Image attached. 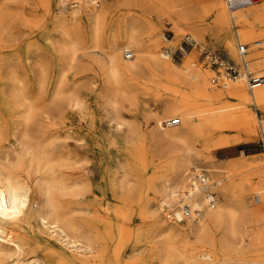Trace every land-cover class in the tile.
Listing matches in <instances>:
<instances>
[{
    "label": "bare ground",
    "instance_id": "bare-ground-1",
    "mask_svg": "<svg viewBox=\"0 0 264 264\" xmlns=\"http://www.w3.org/2000/svg\"><path fill=\"white\" fill-rule=\"evenodd\" d=\"M20 1L25 6L48 7L50 3L0 0V31L6 15H12ZM98 1L81 0L80 7L69 9L67 0H59L57 18L77 22L87 17L96 35L104 16ZM101 1L103 8L109 4V0ZM134 1L147 10L164 11L179 0ZM72 2L79 4V0ZM200 2L206 3L201 14L198 9L187 7L172 17L176 34L184 31L183 22L192 23V30L211 33L227 55L246 70L262 73L264 0L243 1L232 8L228 0L195 3ZM232 27H236L238 47L249 46L244 56L235 50ZM157 32L153 24L148 28L147 39L140 45L144 55L134 59L120 55L137 40L132 33L124 44L118 41L119 37L110 41L107 53L112 73L104 88L108 113L112 115L108 122L117 134L124 131L126 121L116 106L123 75L141 74L145 69L168 75L175 82L176 92L169 97L171 106L165 116L178 117L180 122L164 127L158 137L180 144L172 147L177 153L173 157L148 160L142 167L129 162L117 165L109 154L103 155L97 135L90 136L92 132L68 125V114L74 110L82 112L88 106L89 95L99 89L94 82L69 88L66 95L65 89L54 84L51 70H44L39 74L40 88L0 84V109L6 111L14 106L22 113L19 145L13 152L0 150V264L264 261V159L233 163L226 177L235 180L223 186L216 178L220 168L212 156L194 151L189 142V137L197 133L204 141L210 135L208 140L213 145L225 146L248 137L222 131L240 129L242 133L254 134L256 116H264V84L251 88L243 76L223 82L219 78L216 82L217 77L209 76L214 68L192 60L199 54L196 48L184 53L183 68L164 48L160 49ZM255 37L259 39L254 43ZM163 40L164 47L173 41L165 40L164 34ZM257 41L262 44L257 46ZM64 65L61 58L57 60L58 68ZM7 73L11 79V72ZM3 75L0 71V81ZM203 101L211 106L198 107ZM162 118L157 116V125L162 124ZM259 123L264 139V124L262 120ZM57 139L62 141L56 142ZM71 141L75 142V149L70 147ZM198 162L210 164L206 172L197 167ZM191 166L195 168L190 173ZM161 167L163 172L156 170ZM253 192H257L256 200L262 198L261 202H249ZM161 205L170 210L175 222L161 214Z\"/></svg>",
    "mask_w": 264,
    "mask_h": 264
},
{
    "label": "rangeland",
    "instance_id": "rangeland-1",
    "mask_svg": "<svg viewBox=\"0 0 264 264\" xmlns=\"http://www.w3.org/2000/svg\"><path fill=\"white\" fill-rule=\"evenodd\" d=\"M72 1L67 0L69 9L80 7L81 0L78 5ZM195 2L196 0H179L175 6L164 11H154L145 9L134 0H109V4L103 8L102 1L99 0V8L103 10L104 16L100 21L98 33L94 35L93 25L87 17H83L77 22L60 21L57 18L59 0H50L48 7L25 6L20 1L15 6L13 14L6 15L2 22L0 71L4 72V75L0 84L9 83L23 89L40 88L42 84L39 74L44 70H48V72L51 70V74L54 75V84L65 89L64 94L66 95L69 94V88L79 85L89 86L94 82L96 86H99V89L89 95L88 106L82 112L74 110L73 113L68 114V125L82 132H92L90 136L97 135V140H100L103 145L101 147L103 155L105 152L109 154L117 165L129 162L137 167H142L148 160H163L169 156H176L177 153L172 151V147H177L180 144L161 141L158 137L160 130L169 126L163 122L169 118L165 114L171 106L169 97L176 92V86L168 75L158 70L151 72L145 69L141 74L130 72L121 77V90L116 99V106L122 113L126 124L124 131L120 134H117L114 128H109L108 120L112 115L108 113L110 109L106 105L109 100L105 96L104 88L110 80L112 69L107 52L110 41L119 37L118 41L124 44L130 41L129 34L132 33L137 37V40L131 42L124 51L121 50L120 55L127 59L141 57L144 53L141 51L140 45L147 39L148 28L153 24L160 36V49L162 50L165 45L163 34L166 33L170 36L173 39L172 44L176 47L184 35L190 33L199 39L203 47L216 50L229 62L238 66L237 61L227 55L223 45L216 37L209 32L196 33L192 30L194 28L192 23L183 22L184 31L179 35L176 34L172 17L180 14L187 7L192 10L198 9L201 14L206 3ZM235 28L232 27V33L235 50L239 53ZM121 35L124 36L120 37ZM258 39L255 37L253 42ZM198 52L199 54H196L197 56L192 60L200 66L204 64L205 67L214 68L209 76L217 77L218 80L220 78L223 82L221 68L211 66L202 52L199 50ZM130 55L131 57H129ZM171 57L175 63L185 67L184 54L174 52ZM60 58L65 63L63 68L57 67V60ZM9 71L11 79L7 73ZM189 72H192L191 67H189ZM210 106V103L203 101L198 107ZM17 111L20 110L14 106L6 111L0 109V150L7 149L13 152L20 143L22 124L19 119L22 113ZM157 116L163 117L161 125L156 123ZM260 120L264 124V116L261 113L256 116V132L254 134L242 133L240 129L222 131L241 133L248 137L244 141L230 145H213L211 140H208L211 139L210 135L206 141L202 135L197 133L189 137L194 151H200L205 156H212L213 163L220 168L216 178L220 179L221 185L226 186L234 182V177H226V174L230 173L233 163L240 159H264V139ZM219 133L221 131L215 135H219ZM109 134H112L111 138H109ZM60 141L62 139L56 140V142ZM71 142L70 147L75 149V142ZM209 166V163H197V167L204 170ZM194 168L191 166L189 172L191 173ZM163 169L161 167L156 170L163 172ZM256 194L257 192H253L249 195L250 203L257 204L262 201V198L256 200ZM160 212L167 220L175 222L169 209H165L161 205ZM242 264H264V261H245Z\"/></svg>",
    "mask_w": 264,
    "mask_h": 264
},
{
    "label": "built area",
    "instance_id": "built-area-1",
    "mask_svg": "<svg viewBox=\"0 0 264 264\" xmlns=\"http://www.w3.org/2000/svg\"><path fill=\"white\" fill-rule=\"evenodd\" d=\"M243 1L252 2L256 0H228V4H229V7L232 8ZM166 38H171V37L165 33L164 39L166 40ZM261 44H262L261 41L256 42L257 46H260ZM193 48H197L199 51H201L204 58L211 66L216 67V68H221V71H222L221 75L223 79L236 80L243 76L251 88L258 84H264V68H263L262 73L256 74V73L246 70L240 64L238 66H235L234 64L229 62L227 59H225L221 55V53L217 52L216 50L203 47L190 34H186L183 37L182 41L176 47L172 46V44H169V43H168V46L164 47L167 54H170V55L173 54L174 52H179V53L184 54V53L191 51ZM248 48H249L248 44H240V47H239L240 54L242 56L247 54L249 52ZM216 81L218 82L219 80L217 79ZM179 122H180V119L178 117H174V118L165 120L163 123L169 124V125H176Z\"/></svg>",
    "mask_w": 264,
    "mask_h": 264
}]
</instances>
